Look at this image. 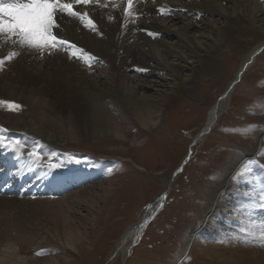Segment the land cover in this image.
I'll return each instance as SVG.
<instances>
[{"label": "rangeland", "instance_id": "374dc122", "mask_svg": "<svg viewBox=\"0 0 264 264\" xmlns=\"http://www.w3.org/2000/svg\"><path fill=\"white\" fill-rule=\"evenodd\" d=\"M199 2L201 1H197ZM253 4L259 13L255 17L257 21L251 25L253 30L243 29V35L240 33L237 41L231 39L229 41L224 35L213 43L209 40L207 43L213 45L210 47L212 50L207 49L208 54H200V57H203L201 60L211 57L212 64L206 68L201 67L199 58L186 60L185 65L196 68L195 72L181 70L178 79L186 84L191 82L193 97L185 93L184 100H181L182 102L178 100L177 104L175 103L174 107L164 114L154 113L153 117L156 119L154 128L142 130L134 114L128 116L121 113L117 101L109 100L106 102V111L124 130L127 140L120 137L104 138L106 136L97 132L88 138L81 133L83 136H77L72 144L49 142L48 150H45L47 153L42 154L38 145H32L39 138L29 136L31 143L28 145H31L22 146V151L28 153L35 151L39 154L37 161L40 163L45 161L46 164L49 162V166H53L56 162L63 163L66 159L78 161L71 164L72 167L97 162L94 168L95 181L91 186L81 189V192L90 191L97 194L94 200L103 211L98 221L100 226L98 225L94 235L90 234L92 236H87V240L78 245L80 255L68 249L62 242L57 243L44 236L38 237L34 244L17 241L19 249L15 258L17 261L20 260L17 264L26 259L55 260L59 264H177L180 260L183 261L181 264H216L214 254L219 255L222 250L234 249L236 239L233 236V229L238 221L234 212L238 204H241V197L232 192L235 189H242L244 195L257 204L261 188L264 187V50L243 75L230 99H226V111L218 123L200 144L197 143L192 148V157L182 173L173 181L171 174L186 155L191 141L205 125L210 107L235 75L242 56L255 46L262 45L264 48V0H253ZM222 7L225 15L228 13L226 17L230 16V20L235 19L236 10L231 4L225 2ZM199 16L190 19L193 27L189 29L188 35L196 38L207 30H216L222 35L227 20L207 13ZM174 21L176 20L168 23L164 19H158L159 25L168 28L173 34L182 26V22ZM53 52L55 51L52 50L51 53ZM42 58L43 54H40L39 59ZM170 62L177 64L175 60ZM149 71L147 78L137 75L138 78L154 80L152 76L159 75L166 79L171 78V83L174 80L156 64H153ZM136 74L127 68L126 75ZM189 74L196 78L191 79ZM153 92L151 89L142 91L139 97L155 100L156 95ZM115 107L116 109L119 107L116 112ZM138 107L139 110L143 109L141 104H138ZM27 109L28 106L18 99L0 95V120L22 116ZM8 131L9 129L0 123V140L13 148L20 146V142L23 143L21 136H18L21 139L19 142L18 137L8 136ZM132 138H136L138 142L131 146ZM57 170L60 172L58 168ZM107 184H113L109 198L105 201L103 198L98 200L102 197L99 196L102 195L99 187ZM167 188L169 191L162 210L149 224L130 257L123 260L120 243L125 231L139 220L147 205ZM78 190L80 191L79 188ZM26 193L21 197H26ZM253 193L258 197H252ZM16 195L18 196V193ZM47 197L52 198L51 195ZM54 198L61 199L59 196ZM67 203L69 205L68 201ZM216 204L217 208L214 210ZM24 206L27 207L14 205L3 209L2 212L6 213L5 219L7 222L9 220L10 227L17 225L21 219L27 222L29 221L27 217H34L32 213L35 214L36 207ZM72 207L68 213L70 220L73 219L72 222L76 226H82L81 229L88 232L94 223L91 216L98 208H92L89 204ZM263 211L260 208H247L246 216L243 218L248 221L249 217L255 216L252 222L256 223L259 219L256 216L263 215ZM209 216L211 217L207 219ZM206 220H209V224L204 229ZM188 234H195V237L190 249L186 251L185 241ZM13 237L14 235L12 243L16 242ZM245 239L247 242L252 240ZM208 253H212V257Z\"/></svg>", "mask_w": 264, "mask_h": 264}, {"label": "bare ground", "instance_id": "6f19581e", "mask_svg": "<svg viewBox=\"0 0 264 264\" xmlns=\"http://www.w3.org/2000/svg\"><path fill=\"white\" fill-rule=\"evenodd\" d=\"M197 1L201 2L197 3ZM11 2L12 0H0V4H11ZM171 2L156 1L153 3L151 0H134L133 15L128 17L124 15L126 0H105L97 7L92 5L76 6V11L88 13V16L94 21L95 28L100 31L93 34L92 31L85 29L84 24L79 19L65 16L61 21L62 27L59 30V36L68 43L77 45V47H71V51L79 52L82 49L83 52L97 56L98 64H95L91 57H80L83 62L73 64L55 49H53L55 52L51 54L45 51L43 58L39 59V52L19 48L11 42L5 43L3 42L4 38L0 37V60H4L3 65H0V95H4L6 98L13 97L28 106L24 115L2 118L0 123L13 133L19 132L24 144L31 143L29 136L41 139L42 143L37 141L33 144L38 143L43 153L48 149L46 143H62L64 145L66 142L72 144L76 141L77 136H83L81 133L88 138L97 132L106 136L104 138L120 137L127 140L124 130L106 111V102L116 100L120 105V110H122L121 113L128 116L134 114L142 130H150L156 124V119L153 117L154 113L161 112L164 114L175 103L177 104L178 100L182 102L185 93H189L193 97L191 82L186 84L178 79L181 70L195 72L196 68L185 65L186 60L199 58L201 67L206 68L207 65L212 64L211 57L201 60L203 57H200V54L209 53L207 49L213 46L207 43L209 40L213 43L217 38L220 39L224 35L229 41L230 39L237 41L240 33L242 34L244 31L243 29L253 30L251 25L257 21L255 17L258 11L253 0H196L184 7V10L187 11H183L181 14L173 13L169 19H166L168 23L173 22V20H176L174 22H182V26L178 27L177 32L173 34L169 32L168 28L159 25L158 19H156V16L161 13V9L164 11L179 10V7L174 6ZM225 2L231 4L233 9L235 8V19L230 20V16L226 17L228 13L225 15L223 12L222 4ZM173 3L181 4L182 1ZM204 13L211 16L216 15L224 21L227 20L222 35L221 33L218 34L216 30H207L206 33L196 38L188 35L189 29L193 27L190 19ZM149 32L154 33V35L149 36ZM162 37L165 39L163 40ZM262 50V45H258L243 55L233 78L235 79L238 73H242L243 76ZM259 51L260 53H258ZM13 52L16 55L11 59H5ZM82 56H85V53ZM173 60L177 61V64L170 62ZM151 64H156L160 69L168 72L170 77H173V82L171 83V78L166 79L159 75L152 76L155 78L154 80L140 79L136 75H126L127 68L133 71H137V69L145 71L149 69ZM89 65L94 66L89 67ZM190 76L191 79L195 77ZM233 78L231 81L234 80ZM149 89L154 91L155 100L139 97L142 91L146 92ZM227 99L229 100V98ZM225 101L226 99L220 101L219 104L209 110V118L207 122L205 121L206 125L202 132L207 129L211 131L217 124L223 112L226 111ZM109 104L111 103L109 102ZM138 104H141L142 110H139ZM117 109L115 107V112ZM207 135L198 140L197 143L200 144ZM137 142L136 138L130 140L131 146ZM0 149L2 150H0L2 171H9L4 179L0 178V182L6 180L8 184L6 187H1L0 183V264H17L20 261L15 258L19 249L17 243L34 244L35 241H38V237L43 238L44 236L50 238L51 241L62 242L68 249L78 253V245L86 241L87 236L93 234L100 224L98 221L103 209H99L94 200L97 198V194L90 193V191L89 193L81 192V190L70 193L73 184L79 183L84 180L83 178H66L59 174L57 168L52 170L47 166L45 167L48 170H44L42 173L37 169L35 162L27 156H23V152L22 155L17 154L21 150L17 149V153H14L11 150L7 152L1 147ZM112 185L107 184L99 187L102 193L99 196L102 197L98 200L103 198L105 201L109 198ZM19 188H25L23 190L27 191V193L25 192L26 197H21L24 194L23 190ZM46 193H61L64 196L61 199L51 200V198L44 196ZM232 193L241 197V204H238L234 212L238 219L237 225L233 229V236L236 239L234 246L236 247L222 250L219 255L214 254L213 258L216 264H264V237H261V227L258 226L259 224L264 225V211L263 215L256 216L257 219L259 218L256 223L252 222L255 216L249 217L246 221L243 217L246 216L247 208H260V205L245 196L242 189H235ZM252 197L257 198L258 195L255 196L253 193ZM82 204H89L92 208H98L91 216L94 223L88 232L87 230L84 232L85 230L81 229L82 226H76L73 219L70 220L68 215L73 208L72 205L79 207ZM14 205L21 206V208L27 207L24 205L34 206L37 211L35 214L32 213L33 218L27 217L29 221L23 222L24 219H21L17 223L15 220L17 225L10 227L8 225L9 220L7 222L5 219L6 213L4 214L2 211L5 207ZM216 208L217 204L214 206V210ZM20 217L18 218L20 219ZM145 218L144 215L140 216L134 225L145 221ZM31 221L33 222L32 225ZM205 223L204 229L209 224V220H206ZM237 227L238 229H236ZM246 227L255 228V235H246L245 237ZM133 234L134 232H128L122 243L123 260L126 258L125 251ZM12 235L16 239L14 243H12ZM194 237L195 234L186 236V251L190 249ZM245 238H251V243L247 242ZM132 252L133 249L129 254L131 255ZM80 253L78 254L80 255ZM208 254L212 257V253ZM26 260L19 262V264H59L55 260Z\"/></svg>", "mask_w": 264, "mask_h": 264}, {"label": "snow or ice", "instance_id": "6c2138e0", "mask_svg": "<svg viewBox=\"0 0 264 264\" xmlns=\"http://www.w3.org/2000/svg\"><path fill=\"white\" fill-rule=\"evenodd\" d=\"M91 4L100 5V0H26V2L0 4V37L4 38L3 42H11L19 48L35 50L40 54L47 51L48 54H51L53 49L64 47L68 43L59 36V30L62 27L61 21L65 16L79 19L85 27L95 29L94 21L89 18L88 13L75 10L78 5L88 6ZM133 4L134 0H126L124 8L126 17L133 15ZM160 11L164 12L163 9ZM148 35L153 36L154 33L149 32ZM70 46L75 47V45ZM81 52H83L82 49ZM14 55H16L15 52L10 53L5 59H11ZM3 63L4 60H0V65ZM137 70L142 71V69ZM0 146L6 149L10 147L2 142H0ZM10 150L17 153L16 148ZM17 154L22 155V151ZM28 156L29 158L35 157L36 160L39 159V154L35 151L29 152ZM52 167H59V165ZM258 203L264 210V187L261 188ZM255 231V228L246 227L245 235H255ZM260 235L264 237V226L261 227Z\"/></svg>", "mask_w": 264, "mask_h": 264}, {"label": "water", "instance_id": "95a60500", "mask_svg": "<svg viewBox=\"0 0 264 264\" xmlns=\"http://www.w3.org/2000/svg\"><path fill=\"white\" fill-rule=\"evenodd\" d=\"M156 213H157V211H153V212L150 213V215L148 216L147 220L144 221L142 227L139 229V231L137 233L138 234L137 238L140 236V233L145 228V226L147 225V223L156 215ZM134 244H135V241L133 240L132 245H134Z\"/></svg>", "mask_w": 264, "mask_h": 264}]
</instances>
